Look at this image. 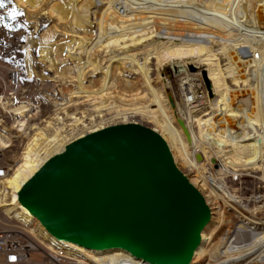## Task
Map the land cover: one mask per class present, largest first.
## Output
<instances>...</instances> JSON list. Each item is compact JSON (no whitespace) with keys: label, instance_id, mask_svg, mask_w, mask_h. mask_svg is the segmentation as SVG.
Here are the masks:
<instances>
[{"label":"bare ground","instance_id":"1","mask_svg":"<svg viewBox=\"0 0 264 264\" xmlns=\"http://www.w3.org/2000/svg\"><path fill=\"white\" fill-rule=\"evenodd\" d=\"M13 1L16 7L25 10L34 27L41 16H49L62 23L67 35L59 41L52 36L42 38L43 41L27 39L28 76L41 81L59 79L62 84H69L67 103L78 95L89 98L90 109L78 117L75 111L61 107L64 99L60 104L55 101L56 94L42 95L52 104V115L42 124H31L29 120L38 113L36 107L0 95L1 111L12 115L10 130L24 141L15 164L0 175V213L25 229L46 251L74 258L78 264H147L120 249L94 251L59 241L18 202V192L45 162L74 140L103 128L126 123L149 126L164 139L175 164L199 179V183L189 180L203 194L208 191L209 195L219 197L218 190L208 184L215 177L223 182L229 173L233 176L243 172L264 173V29H258L254 18L259 12L264 16V0H98L103 7L99 18L94 19V48L100 56L94 59L82 56L86 53L85 34L93 21L89 11L93 1L57 0L52 5L47 0ZM116 4L124 6L122 15L114 9ZM151 8H167L176 13L156 14L149 12ZM150 15L163 17V26L169 28L165 29L163 40L154 39L158 35L155 25L161 22L155 23ZM231 28L237 33L234 40L229 38ZM33 46L44 65L40 71H36L32 62ZM67 62L71 65L66 66ZM190 65L202 69L203 79L208 80V92L199 83L201 78L191 80ZM88 68L92 74H100L101 83L96 90L84 85ZM166 68L170 77L179 78L182 96L179 102H172L168 79L161 78ZM50 71L54 74L47 76ZM127 71L140 79L137 93L130 98L124 94L111 97L115 85L128 86V80L123 78ZM241 92L248 93L246 107L238 101ZM2 124L0 120V149L6 150L13 137ZM211 160L218 162V169ZM234 211L242 222L233 237L240 240L241 233H245L252 238L237 250L244 253L243 264H261L264 223L251 220L237 209ZM212 225L210 220L203 230L191 264L206 260L205 245L209 239L205 234ZM29 259L22 257V264H33Z\"/></svg>","mask_w":264,"mask_h":264},{"label":"water","instance_id":"2","mask_svg":"<svg viewBox=\"0 0 264 264\" xmlns=\"http://www.w3.org/2000/svg\"><path fill=\"white\" fill-rule=\"evenodd\" d=\"M17 198L57 240L94 251L120 249L147 264H191L211 220L203 195L164 139L136 123L69 143Z\"/></svg>","mask_w":264,"mask_h":264},{"label":"rangeland","instance_id":"3","mask_svg":"<svg viewBox=\"0 0 264 264\" xmlns=\"http://www.w3.org/2000/svg\"><path fill=\"white\" fill-rule=\"evenodd\" d=\"M56 1L57 0H47V4L52 5ZM89 1H93L92 6L89 8L93 21L91 26L88 27L89 29H87V33L85 34L87 40L84 43L86 47V53H83L82 56L85 55L86 58L94 59L100 56L99 52H97V49L94 48V43L96 41L94 39V29L96 28L95 21L97 18H99L101 14V8L103 6L101 3H98V0ZM114 9L119 12H117L118 15H122L124 6L122 4H116ZM149 10V12L156 14L174 15L176 13V11L167 8H151ZM150 16L153 17L155 23L161 22L159 26H157V24L155 25L158 35L155 36L154 39L159 38L160 40H163L165 38V29L169 28L163 26V17L159 15ZM263 17L264 16H262L260 12L255 13L254 16L257 27L261 30L264 29ZM231 29L232 30H230V32H232V35H230L229 38L234 40L237 38V36H235L237 33H235L234 28ZM47 36H52L55 41H59L65 39L67 35L62 30V23H56L54 20L49 19V16H41L37 21V26L34 27L25 10L16 7L13 0H0V95L11 96L13 97L14 102H25L36 107L38 113L35 116H32L29 120V123L31 124H42L44 119L52 115V104L41 98V96L45 94L50 96L56 94V96L53 97L59 104L62 101L61 99H64V102L62 101L60 104L61 107L69 111H75L78 117L81 112L85 113L90 109L88 104L89 98H87L86 95H78L77 97H73L71 102L67 103L68 92L71 89L69 84H62L59 79L54 82L50 80L41 81L36 77L30 78L28 76L25 56L27 39L32 38L34 41H39L42 38H46ZM31 58L36 71H40L44 68V65L41 64L39 60V53L35 46L31 47ZM70 65V62H67L66 66ZM115 66L116 65L113 64L111 67L112 74L116 72ZM62 68L64 67H61V69ZM89 69L90 68L85 70L86 77L84 85L89 87L90 90H96L101 83L100 74H92ZM188 72L191 80L201 78L199 83L202 85L203 90L208 92L207 83L203 79L201 73L202 69H197L190 65L188 67ZM198 73L201 74L200 77L197 75ZM53 74V71L46 73L47 76H52ZM162 74L163 75L161 78L168 79L170 87L169 92L172 102H179L181 100L180 98L182 97L181 91L179 89V78L170 77V71L168 68H166L165 72ZM123 78L128 80V86H124L123 83L115 85L110 91L111 97H117L121 94H124L127 98H130L137 93V89L141 83L137 74L134 72L129 73L127 71L123 75ZM247 95V92H241L239 94L238 101L239 103L241 101L240 104L242 107L247 106ZM30 114H32V112H30ZM0 120L3 122L2 127L8 129L9 134L13 137L11 146L9 149L7 148L8 150L2 154V162L6 163L9 169L15 164V158L19 155V152H21L24 141L21 137H19L16 131L10 130V125L12 123L11 114L3 112L0 109ZM177 125L180 127L184 137L186 138L181 125L178 122ZM236 129L239 130V127H236ZM197 161H200V159L197 158ZM211 163L215 169H218V162L216 160H211ZM177 167L180 169L179 166ZM181 171L188 179L195 180L197 183L200 182L199 179L196 178L195 174L189 173L187 169L184 168ZM189 182L191 181L189 180ZM214 183L218 186H221V190L220 188L218 189ZM208 184L213 186V188L215 187V189L218 190L217 194H219V197H215L213 195H209L208 191H206L204 194L201 193L204 197H207L206 204L210 208L211 220H213L211 229L205 234L206 238L209 240H207L205 245L206 250L208 251V256L204 262L212 263L213 257L219 254V247L223 244V242L226 241L225 239L231 232H235L239 222H242V218L234 211L235 209L244 212L251 220H254L255 222L264 223V173L261 171L243 172L235 176H233L232 173H229L228 177L223 182L215 177L213 182H208ZM225 193L235 199L228 198ZM7 220L8 219H6V217L0 213L1 227L5 226L16 229L31 241L34 240L25 229L23 230V228L18 227V225L14 222ZM239 239L240 241L245 242V245L250 243L252 238L250 234L241 233ZM236 255L243 256L244 253L241 252ZM42 258V253H32L29 261H39ZM261 264H264V258Z\"/></svg>","mask_w":264,"mask_h":264},{"label":"built area","instance_id":"4","mask_svg":"<svg viewBox=\"0 0 264 264\" xmlns=\"http://www.w3.org/2000/svg\"><path fill=\"white\" fill-rule=\"evenodd\" d=\"M6 150L0 149V175L8 171L7 164L2 162V154ZM232 234L234 233L231 232L225 239L226 241L223 242V244L219 247V254L213 257V262H203V264H243L245 262V260H243L244 257L235 255V253H238V248L244 246L245 242L238 240L236 237L234 238ZM32 253H42L43 255V258L41 260L33 261V264L79 263V261L74 258L60 257L46 251L36 241H31L16 229L0 226V264H22V257H30Z\"/></svg>","mask_w":264,"mask_h":264}]
</instances>
